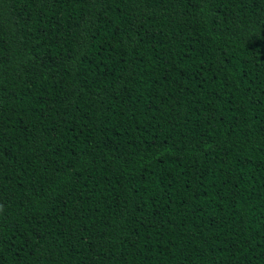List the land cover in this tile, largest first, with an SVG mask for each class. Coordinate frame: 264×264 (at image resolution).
<instances>
[{"label":"trees","instance_id":"obj_1","mask_svg":"<svg viewBox=\"0 0 264 264\" xmlns=\"http://www.w3.org/2000/svg\"><path fill=\"white\" fill-rule=\"evenodd\" d=\"M0 264H264V0H0Z\"/></svg>","mask_w":264,"mask_h":264}]
</instances>
